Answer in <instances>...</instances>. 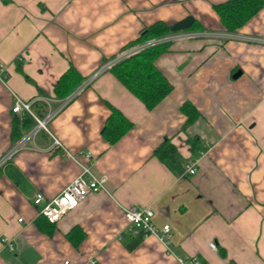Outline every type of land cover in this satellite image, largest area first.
<instances>
[{"label":"crops","instance_id":"0c3cea01","mask_svg":"<svg viewBox=\"0 0 264 264\" xmlns=\"http://www.w3.org/2000/svg\"><path fill=\"white\" fill-rule=\"evenodd\" d=\"M224 1L0 0V157L30 129L15 138L17 120L35 124L11 111L14 96L42 103L31 108L44 115L62 99L53 88L70 66L83 83L143 27L188 15L196 24L175 31L156 58L172 90L152 109L103 70L0 167V264H179L189 255L203 264H264V5L227 32L213 9ZM184 101L199 116L182 128ZM107 104L132 122L113 144L101 134ZM194 136L197 153L188 143ZM165 137L176 157L162 161L153 150ZM188 161L196 162L192 174ZM81 165L105 175L104 188L51 233L40 230L33 195L54 197ZM130 206L150 207L156 226L169 224V250L128 228ZM74 226L84 233L76 246L67 237Z\"/></svg>","mask_w":264,"mask_h":264},{"label":"trees","instance_id":"16d2710c","mask_svg":"<svg viewBox=\"0 0 264 264\" xmlns=\"http://www.w3.org/2000/svg\"><path fill=\"white\" fill-rule=\"evenodd\" d=\"M263 5L264 0H225L224 2L213 4V9L218 15L224 29L227 32H234L256 14ZM171 25L163 20H158L143 27L139 35L134 40L128 42L124 46V49L127 46L143 43L150 39L166 37L175 33V31L171 30ZM195 27L196 24L193 22L189 28L184 30H193ZM170 43L171 41H165L148 46L135 54L117 61L109 68V71L130 93L144 104L146 109H152L172 90V84L155 65L156 58ZM84 79V76H81L73 66H70L56 81L53 88L55 96L60 99L66 97ZM32 105H40L41 108L43 106L42 103L38 102ZM107 105L109 114L105 119L101 134L108 143L113 144L132 127V122L118 108L111 104ZM180 110L186 116L182 128L191 124L199 116L198 109L189 101H184L180 106ZM36 112L38 116L43 115L38 109H36ZM33 124L34 120L29 116L25 117L22 124H19L17 120L12 129V135L15 138H19L21 135L20 129L31 128ZM188 143L194 153L200 151L201 145L198 143L196 136L188 138ZM153 154L162 161L174 159L176 157V148L170 142V139L165 137L155 147ZM35 223L40 230L46 233H51L53 230V224L44 217L38 218ZM83 234V231L79 227L74 226L67 233V237L76 246Z\"/></svg>","mask_w":264,"mask_h":264},{"label":"built area","instance_id":"2783aa9c","mask_svg":"<svg viewBox=\"0 0 264 264\" xmlns=\"http://www.w3.org/2000/svg\"><path fill=\"white\" fill-rule=\"evenodd\" d=\"M186 36H196L198 34L188 33ZM176 38L173 33L166 37L150 39L146 42L134 44L126 47L121 52L116 54L114 57L103 63L97 71L90 75L86 80L75 88L68 96L62 98L58 105L53 108H48L47 112L42 116L38 117L35 115L31 108L32 102L24 101L21 98L14 96V103L11 111L14 113L26 112L35 119V124L24 134L14 147L0 157V167L20 148L27 145V141L33 139L39 129L47 130L46 124L52 119L57 112L63 108L71 98L85 85L89 83L97 74L103 70L109 69L117 61L126 58L138 51L165 41H172ZM4 72L0 66V78ZM56 141V140H55ZM57 142V141H56ZM196 171V162L188 161L185 164V172L192 174ZM106 176H95L87 165H81V172L71 182H69L57 195L52 198H46L41 192H36L32 197V203L37 209V215L46 218L50 223H56L60 218L71 209L78 206L80 201L89 193L97 192L104 188ZM124 215L126 218L127 226L134 233L140 234L142 237L153 235L157 237L162 243L165 244L167 250H169V238H170V226L169 224H163L156 226L153 221V211L150 207L143 206H130L124 208ZM2 242L6 244L10 249H13V242L9 238H2ZM208 246L212 249H216L214 242H209ZM179 264H203L196 255H189L185 257H177ZM96 264L95 262H91Z\"/></svg>","mask_w":264,"mask_h":264},{"label":"water","instance_id":"95a60500","mask_svg":"<svg viewBox=\"0 0 264 264\" xmlns=\"http://www.w3.org/2000/svg\"><path fill=\"white\" fill-rule=\"evenodd\" d=\"M194 21V18L192 15H188L185 18L173 23L171 25V30L172 31H178V30H184L189 28L192 23ZM239 72H236V74L234 75V77L238 74Z\"/></svg>","mask_w":264,"mask_h":264},{"label":"rangeland","instance_id":"374dc122","mask_svg":"<svg viewBox=\"0 0 264 264\" xmlns=\"http://www.w3.org/2000/svg\"><path fill=\"white\" fill-rule=\"evenodd\" d=\"M172 42V41H171ZM32 105V104H31Z\"/></svg>","mask_w":264,"mask_h":264}]
</instances>
